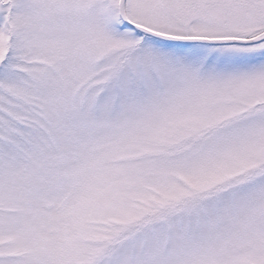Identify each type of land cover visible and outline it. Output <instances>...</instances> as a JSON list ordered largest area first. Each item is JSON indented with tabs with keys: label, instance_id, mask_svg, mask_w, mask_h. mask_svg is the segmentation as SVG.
<instances>
[{
	"label": "snow or ice",
	"instance_id": "obj_1",
	"mask_svg": "<svg viewBox=\"0 0 264 264\" xmlns=\"http://www.w3.org/2000/svg\"><path fill=\"white\" fill-rule=\"evenodd\" d=\"M0 264H264V0H0Z\"/></svg>",
	"mask_w": 264,
	"mask_h": 264
}]
</instances>
